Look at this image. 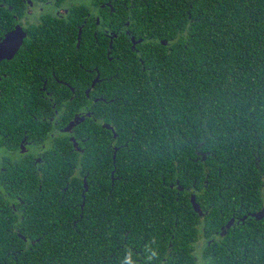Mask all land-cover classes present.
Segmentation results:
<instances>
[{
  "label": "trees",
  "instance_id": "trees-1",
  "mask_svg": "<svg viewBox=\"0 0 264 264\" xmlns=\"http://www.w3.org/2000/svg\"><path fill=\"white\" fill-rule=\"evenodd\" d=\"M131 14L136 51L123 46L102 69L103 96L122 101L99 103L97 115L116 126L119 145L127 143L116 157L121 178L112 185L91 176L83 212L77 177L66 193L67 182L56 177L38 197L24 189L20 233L29 243L0 227V264H98L115 239L119 251L137 243L142 261L108 257L104 264H151V246L162 235L167 242L174 236L165 245L171 253L154 264H196L195 242L215 234L223 242L208 250L207 264H264V220L222 231L234 215L264 207V0H134ZM86 125L88 142L112 141L91 117ZM89 162L113 168L111 155ZM70 163L80 166L76 154ZM177 186L196 190L202 215L188 200L178 213L159 201ZM94 190L103 192L100 215ZM114 196L116 211L108 200ZM133 197L151 203L131 228L125 204ZM115 222L123 224L118 235Z\"/></svg>",
  "mask_w": 264,
  "mask_h": 264
},
{
  "label": "flooded vegetation",
  "instance_id": "flooded-vegetation-1",
  "mask_svg": "<svg viewBox=\"0 0 264 264\" xmlns=\"http://www.w3.org/2000/svg\"><path fill=\"white\" fill-rule=\"evenodd\" d=\"M133 8L134 0H0V227L26 243L29 240L20 233L27 210L24 189L33 193L32 197H38L41 191L53 187L56 177L67 182L61 188L66 193L69 180L77 177L82 184L83 212L91 176L95 180L107 178L112 185L121 178L115 175L116 157L127 143L119 145L116 126L97 115L102 111L99 103L122 101L119 97L103 96L102 69L112 65L123 46L127 47L125 50L136 51L137 40L129 31ZM92 107H97L95 112ZM87 117L100 129L110 131L112 141L88 142ZM77 127L79 141H73ZM72 154L80 160L78 168L70 163ZM103 155H111L113 168L110 164L106 168L97 164L99 169L91 166L90 160H101ZM56 163L68 165L56 172ZM177 188L176 192H160L159 201L172 207L175 204L178 213L182 204L188 207L187 200L193 204L192 198L197 194L195 189ZM93 192L100 215L103 192ZM108 200L113 201L116 211L117 196ZM150 203L147 197H133L125 204L131 211V228L137 225L133 221L139 216L137 212H144ZM172 210L169 208L170 213ZM263 211L264 207L255 213L234 215L229 220H234L231 228L256 220L252 215ZM114 225L118 235V226L123 224ZM132 232L134 235L135 230ZM127 233L130 231L124 234ZM173 239L171 235L167 242L162 235L153 242L151 264L167 260L171 251L165 245L171 248ZM221 242L218 234L215 238L201 236L193 248L196 264H207L208 250ZM118 245V239L113 240V252L100 253L95 258L97 263L104 264L108 257L116 260L121 256L142 261L137 243L134 246L129 243L120 251Z\"/></svg>",
  "mask_w": 264,
  "mask_h": 264
},
{
  "label": "water",
  "instance_id": "water-1",
  "mask_svg": "<svg viewBox=\"0 0 264 264\" xmlns=\"http://www.w3.org/2000/svg\"><path fill=\"white\" fill-rule=\"evenodd\" d=\"M94 85V84H93ZM74 126V124L72 123L71 125V128ZM107 128H110V126H106ZM71 128L69 130H71ZM192 203H193V206H194V209L197 213H199L200 215L203 214V212L201 211V208L199 206V204L196 203V200H195V197L192 198ZM253 218H255L256 220H262L264 218V211L263 212H260L258 214H253L252 215ZM234 220H231L227 226L225 228H223V230L225 229H230L232 224H233Z\"/></svg>",
  "mask_w": 264,
  "mask_h": 264
}]
</instances>
